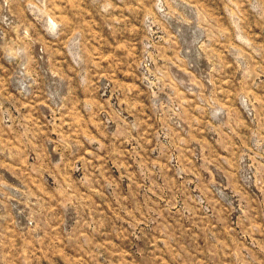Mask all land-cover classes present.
I'll return each instance as SVG.
<instances>
[{
	"label": "rangeland",
	"instance_id": "rangeland-1",
	"mask_svg": "<svg viewBox=\"0 0 264 264\" xmlns=\"http://www.w3.org/2000/svg\"><path fill=\"white\" fill-rule=\"evenodd\" d=\"M0 264H264V0H0Z\"/></svg>",
	"mask_w": 264,
	"mask_h": 264
}]
</instances>
